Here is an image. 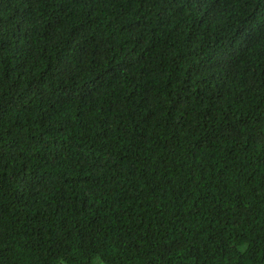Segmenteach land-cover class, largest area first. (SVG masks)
I'll return each mask as SVG.
<instances>
[{"label":"trees","instance_id":"obj_1","mask_svg":"<svg viewBox=\"0 0 264 264\" xmlns=\"http://www.w3.org/2000/svg\"><path fill=\"white\" fill-rule=\"evenodd\" d=\"M264 264V0H0V264Z\"/></svg>","mask_w":264,"mask_h":264},{"label":"rangeland","instance_id":"obj_2","mask_svg":"<svg viewBox=\"0 0 264 264\" xmlns=\"http://www.w3.org/2000/svg\"><path fill=\"white\" fill-rule=\"evenodd\" d=\"M100 263V261L99 260H97V263L96 264H99Z\"/></svg>","mask_w":264,"mask_h":264}]
</instances>
